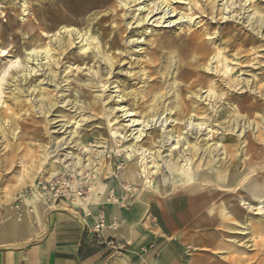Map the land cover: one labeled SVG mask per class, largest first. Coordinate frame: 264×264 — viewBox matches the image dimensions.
<instances>
[{
  "label": "bare ground",
  "instance_id": "obj_1",
  "mask_svg": "<svg viewBox=\"0 0 264 264\" xmlns=\"http://www.w3.org/2000/svg\"><path fill=\"white\" fill-rule=\"evenodd\" d=\"M66 1L69 0L50 4L54 9V18L49 21L45 16L36 14V10H32L25 1L22 11L25 13L23 20L27 21L26 27L29 30L38 28V31L32 34L24 51L22 50L25 58L21 64V75L12 74L5 78L7 69L0 75V102L3 92L1 86L5 82L9 87L13 86L7 95L12 103L24 106L26 101L29 102V108L40 114L43 124L36 129V138L43 144L38 155L30 156L28 174L48 175L49 183H44V188L53 186L54 183L61 186L57 184L53 194H46L34 184L29 196L32 210L17 213L18 205L5 208L4 223L9 225L22 219L24 224L33 214L41 221V214L55 207L56 198L63 190L64 202L70 205L71 210L75 213L82 211L81 215L76 216L81 222L89 223L90 217L94 216L99 218L93 226L94 231H98L100 226L113 229L117 226V220L121 223L124 219L118 209L128 203L125 199L127 193L135 194L136 188L132 187V182L140 181L144 186L136 195L144 209H152L154 204L144 201L145 194L147 199H152L151 193L169 199L172 195H167L168 190L174 194L178 187L180 192L182 189L196 191L199 186H206L205 192H199L200 197L206 193L212 194L207 198V210L202 213L203 219L219 226H222L221 217L226 221L243 224L249 229L242 230H246L244 234L257 235L255 245L264 244V164L261 172H255L256 165L261 166L264 162V107L251 98L253 93L264 98V91L254 84L253 71L245 69L243 77L232 79L227 69H224L226 57L220 56L223 52L228 54L232 49L231 55L240 58L239 54L244 50L243 46L235 44L239 38L237 32L224 37L225 47L221 53L208 49L207 42L201 38L199 22L195 21L197 17L193 18V15L199 13L201 16L205 12L213 15L217 10L215 2L208 5V0H74L71 4ZM236 1L224 0L219 14L223 16L234 11ZM242 1L244 6L247 0H239V6ZM250 1L248 5L253 13L247 16L245 23L253 33L260 34L264 39L260 32L264 27V5ZM142 3L143 6H140ZM118 6L126 10L130 6H138L134 9L135 12L139 11L136 18L133 14L127 17V21L124 20L127 11L124 10L122 14V22L136 28L130 31L133 36L138 27L152 25L153 22L155 25L165 23V26L175 25L177 29L186 27L190 31L187 42L182 41L184 44L181 46L171 44L173 39L170 30H167L151 40L144 38L142 42H134L140 36L138 35L130 40L132 43L128 40L126 43L122 36L124 30L117 24L121 19L116 22ZM186 7L190 13L186 12ZM155 15L158 17L151 20ZM216 15L210 16V19H214ZM32 20L36 21L34 26L31 25ZM206 23L209 28H215L212 22ZM205 34L210 40L208 42L216 41L220 36L218 33L210 36L212 33L208 31ZM245 40L244 38L242 41ZM168 42L175 53L168 56L169 62H165L167 70L162 71L159 66L154 78V71L142 63L147 61L161 64L163 52L158 43ZM151 43L153 47L148 49ZM72 45L75 46L74 53L71 52ZM247 49L249 50L248 47ZM145 51L147 59L142 61L141 53ZM247 55L248 52L245 53L246 59ZM17 56L19 55L15 58ZM28 63L30 68L27 67ZM213 63L216 68L220 64L216 72L221 70L219 74L223 79H219V74L212 81L205 78L206 74L202 69L208 66L211 69ZM124 64H128V67H124ZM67 69L69 72H66ZM113 69L117 71L113 72ZM40 70L43 72L38 74ZM167 72L172 75L171 80L166 78ZM214 76L215 74L211 77ZM20 84L27 85L23 88ZM107 84H112L111 92L115 93L113 96L105 94L104 89L99 91V88ZM136 84L139 86L136 87ZM77 86L80 90L75 93ZM240 88L244 89L243 95L237 93ZM202 89L205 90L202 92ZM58 91L61 92L57 94ZM223 95L227 102L233 99L237 103L229 119L218 123L221 135L218 137L210 134L212 130L209 129L208 138L203 143L197 138L192 140L188 135L189 131L196 134L209 128L210 123L205 122H211L212 118L207 117L208 114L216 115L217 119L230 112V106L215 107V103L220 102ZM197 100H207V103L214 105L208 111L209 106H203ZM59 103L63 108L69 106L68 111L56 108ZM89 120L103 128L95 139H91L93 133H89L84 127ZM120 121L127 123L122 124ZM125 129L129 130L128 136L131 135L132 139L122 142L128 137L121 134ZM239 129L240 132L237 133ZM228 133L236 134L237 148L232 147L229 137H226ZM170 139L173 141L170 144L173 148L177 144L179 147L186 144V148L181 150V156L171 152L161 156L159 149L153 150L154 145L161 148L164 141ZM219 140L220 145L217 146ZM123 153H133V158L117 174L113 164L118 155ZM185 154L189 158H184ZM196 154L200 156L199 160L192 163ZM157 157L162 161L160 167L155 163ZM180 157L184 158L182 163ZM107 159L110 161L107 162ZM163 169L165 172H162ZM92 172L96 173L92 176ZM157 172L160 176L156 179V190L150 185ZM102 175H109V181H102ZM82 176H88L91 181H80ZM84 185L87 194L81 196ZM219 188H227L229 191L221 198L222 202L214 200L221 193ZM106 203L113 205L108 214L101 209ZM217 206L220 207L219 211L215 209ZM242 206L244 209L254 210L255 215L260 217H246L247 213L241 209ZM111 218L115 222L111 220L109 224L107 221ZM208 237L212 238L211 235ZM222 237L226 241L221 248L222 253L233 254L238 250L236 241L244 236L236 239L233 232L226 228ZM250 245L245 244L247 248ZM237 260L240 264H252L247 257L239 256Z\"/></svg>",
  "mask_w": 264,
  "mask_h": 264
},
{
  "label": "rangeland",
  "instance_id": "obj_2",
  "mask_svg": "<svg viewBox=\"0 0 264 264\" xmlns=\"http://www.w3.org/2000/svg\"><path fill=\"white\" fill-rule=\"evenodd\" d=\"M25 1L27 3H29V6L31 7L32 10H36V14H38L40 16H45L47 18V21H49L50 19L54 18V9H53V7H51L50 4L54 1H60V0H0V75L2 74L4 69L5 70L7 69V72L5 73V78L7 76L12 75V74L14 76L15 75H21V71H20L21 70V64H23L22 62H23V59L25 58V54L22 53L24 51L23 48L26 45L27 40H29L32 37V34H34L35 32L38 31V28H34L33 30H29L28 27H26L27 21L23 20L25 13L22 11L23 10L22 5L25 4ZM210 1L211 0H208V3H210L208 5H211L213 2H215L217 13L215 12L213 15H211V14H207L205 12V13H203L204 15H201V16H199L200 15L199 13H196L193 15V18L197 17L195 21L199 22V26H200L199 29H200L201 35H202L201 38L203 39V41L207 42L206 43L207 48L218 50L221 53L222 49L225 47V44L223 42L224 37L237 32V35L239 36V38L236 39L235 44L239 47L243 46L245 51L243 50L239 54L240 58H236V57H233L231 55L232 49L230 51H228V54L223 52L222 55H220V56L226 57V63L224 64V69H227V71H228L227 73L232 77V79L237 78V76L243 77L246 74L243 71H246V70L253 71V73L255 74L254 84L264 91V39L261 37L260 34L257 35L255 33H253V31L250 30L249 27L247 26V24L245 23V21L247 20V16L252 15V13H253V10H251L250 5H248L250 0H247L245 2L244 6H242L244 2L243 1L241 2L240 6H242L243 8H240L239 0H237L235 2V6L233 8L234 11H232L231 13H228V14H223V16H221L219 14V8H221V6H223L222 3H224V0H212L211 2ZM66 2L71 4L74 2V0H69ZM148 2H150V0H148ZM250 2L251 3L256 2V3H259L261 5H264V0H251ZM182 5H185V4L182 3ZM140 6H143V3L140 4ZM136 7H138V6H134V7L130 6L129 7L130 9L126 10L125 8H121L120 6H118V9H117L118 13H117L116 22H119L121 19V21L117 24L120 25V28L122 30H124L122 32V36L126 40V43H128L127 40L130 41L131 39L138 37V35H140V36L138 37L137 41H134V42H142V40L144 38H146V40H149V39L151 40L153 37L157 36V34L161 35L164 31H167V30H170V35L173 39L172 40L173 42L171 44L181 46L185 42H187L188 33L190 31L187 30L186 27H184L183 29H177V27L175 25L172 27H167V26H165V23L162 25H160V24L155 25V23L153 22L152 25H144L141 28L138 27L137 30L134 31V36H133V34H130V31L134 30L136 28L134 27V25L127 26L125 24V22H122V14H123L124 10L127 11L126 16L124 17V20H126L127 17H129V16H133V14H134L133 17L136 18V14L139 12L138 10L136 12L134 11V9H136ZM185 9H186V12L190 13V11H188L187 7ZM215 14H217L216 17L214 19H210L211 18L210 16H215ZM154 17H158V15L153 16L151 18V20ZM128 20L129 19H127V21ZM207 21L215 24V26H214L215 28H209V26L206 23ZM35 24H36V21L32 20L31 25L34 26ZM114 30H116V28H114ZM207 31L209 33H212L210 36H214L218 33L220 35L219 39L216 41L208 42L210 40H209V38L206 37V34H205ZM244 31H248V33H244ZM260 32L264 36V27L261 28ZM203 33H204V35H203ZM41 35L44 37L43 34H41ZM127 36H128V38H127ZM244 38L246 39L245 42L242 41ZM182 41L184 43H182ZM130 43H132V42L130 41ZM171 44H170V42H168L167 44L158 43V45L161 46L160 48L163 52L162 56L165 57V58L162 57L163 62L161 64L159 62H154L152 64V63H148L147 61L142 63L143 66L148 67L149 69L151 68L150 70L154 71L153 72L154 78H156V76H157L156 71H157L159 66L162 67L161 68L162 71L167 70L165 62L166 61L169 62L170 55L173 56L175 53L173 50H171ZM152 45H153L152 43L150 45H148V49L152 48L153 47ZM71 47H72L71 52L74 53L75 52V46L72 45ZM247 47L249 48V50L247 49ZM234 48H233V50H234ZM246 50H248V51H246ZM17 51H19V54L17 53ZM246 52H248V55H247L248 58L247 59L245 58ZM145 53H146V51L141 53V59L140 60L145 61L147 59ZM16 55H19V56H17V58H15ZM247 62L250 64L249 65L246 64ZM121 65H123V63H121ZM219 65L220 64L217 65V68H219ZM27 67L30 68L29 63L27 64ZM124 67H128V64H124ZM213 68L214 69L216 68L215 63L212 64L211 69H209V66L202 69V71L206 74L205 78L206 79L209 78L211 81L213 79H217V74H219L221 72V70L216 72L217 68L215 70ZM213 70H214V72H213ZM116 71H117V69L116 70L113 69V72H116ZM41 72H43V71L40 70L38 72V74H41ZM66 72H69V69H67ZM167 73L168 74H167L166 78H168V80H171L172 75L169 72H167ZM213 74H215V76L211 77ZM219 76H220V74H219ZM40 78H42V77H40ZM77 78H79V77L77 76ZM221 78L222 77L220 76L219 79H221ZM44 82H45V79H44ZM130 83H132V81H130ZM223 84H224V82H223ZM24 85H27V84H20V86L23 88H24ZM62 85H63V83H62ZM138 86H139V84H136V87H138ZM225 87H226V85H225ZM1 88L3 89V92H2V96H1V102H0V214L5 212V208L13 207L14 205H16V206L18 205V208L16 209L17 213H21L22 210L28 211L30 209V211H31L32 210L31 209L32 203L29 200V196L33 192V185L35 184L39 188V190L42 191L43 193L53 194V192H55V190H56V185L59 183H54L53 186L49 185V187L44 188L43 184L49 183V180H47L48 175H29L28 174V170L30 167V160H31L30 156L38 155V153L40 152V149H41L40 146H41V144H43L41 141H39L36 138V129L41 128L43 126V124L40 121V114L36 113L35 111H32L29 108V102H27V101L25 102L24 106H15L12 103V99L10 97H7V95H8L9 89H13V86L9 87V85H7L5 82H3ZM103 89L105 90V94H108L109 96H113L115 94L114 92H111V90L113 89L112 84H110V85L107 84V85L103 86V88L102 87L99 88V91H101ZM79 90H80V88H79V86H77L75 88V93L79 92ZM204 90L205 89H202V92ZM235 90H237V89H235ZM60 92L61 91H58L57 94H59ZM243 92H244L243 88H240L239 90H237L238 94L243 95ZM203 95H205V93H203ZM224 97H225L224 95L221 96V101L218 103H215L216 104L215 107L218 105L230 106V109H229L230 112L221 116V117H218L217 119H216V115L213 116L210 114V116H209V114H208L207 117L212 118L211 122H208L209 120H206V122H205L206 124L210 123L209 128H206L205 130L202 129L200 132H196V134L194 133V131H189L188 135H190V138L192 140H193V138H197V140H199L200 143H203L208 138L207 131L209 129L212 130L210 132V134L213 133L214 135H217L218 137L221 135L222 130H221L220 126L218 125V123H221V122L223 123L224 120L229 119V117H230L229 115L231 113H233V111H234L233 109L237 103V101L233 100V99H231L230 101L227 102V100ZM251 98H252V100L256 99L255 102L258 103L261 107H264V98L260 97L257 94H254V93L251 95ZM109 100H111V98ZM207 102H208L207 100L206 101L197 100V103H200L206 107L209 106L208 111H210L211 107H212V105H214V103H207ZM56 108H61L64 111H68L69 106H66L65 108H63L62 105L59 103L56 105ZM252 111H254V110H252ZM200 119H203V118L200 117ZM120 122L122 124L127 123V121H120ZM56 124H53V126ZM47 127H49V129H50V125H47ZM84 127L89 131V133L90 132L93 133L91 136V139H95L97 137V135L99 134V132L103 130V128L99 125H96V122H94L93 120H89ZM133 127H135V126H133ZM56 128L57 127H55V129ZM50 130L53 133H55V131H53L52 128ZM236 132L239 133L240 129L237 130ZM121 134L122 135L126 134L128 136L129 130L128 131L126 129L122 130ZM226 137H229V141L231 142L232 147L237 148L236 146H237L238 141H237L236 134L228 133V135H226ZM131 139H132V137L130 135L127 137V139H123L122 142H124L125 140L130 141ZM111 142L113 143V140H111ZM171 142H173V141H171V139H170V141L165 140L164 143L162 144L161 148L154 145L153 150L159 149V155H161V156H163L165 154H169L170 152L173 155L178 154L179 156H181L182 155L181 150L186 148V144L184 143L183 146H181V147H179V144H177V147L173 148L170 145ZM218 145H220V140L217 143V146ZM99 146H105V144H99ZM66 150H68V149H66ZM198 153H199V151H198ZM201 154L202 153H200V155ZM199 157L196 154L193 158L194 160H192L191 162L196 163L199 160ZM132 158H133V153H130L128 155H125L124 153L118 155V157L115 160V163L113 164L114 172L118 174V171H120L124 167L125 163L129 162V160ZM184 158H189V156L187 154H185ZM184 158L180 157L181 163L184 161ZM155 160H156L155 163H157V165L160 167L162 165L161 158L157 157ZM189 160L187 162H190ZM109 161L110 160L107 159V162H109ZM263 164H264V162L261 163V166H260V164L256 165L255 172H257V171L261 172L263 170V167H262ZM162 172H165V170L163 169ZM86 173H89V172L86 171ZM95 173L96 172H92L91 175L93 176V174H95ZM158 174H159V172H157L153 175V178H152L153 184L150 185V187L152 189L157 190L156 179L158 178V176H160ZM108 176L109 175H107V176L102 175L101 180L104 182L109 181ZM200 176L203 177L205 175H200ZM76 178L79 179L80 177L76 176ZM51 180H53V179H51ZM83 180L91 181L90 179H88V176H82L80 181H83ZM63 184L65 185L64 181H63ZM59 186H61V184H59ZM132 187L136 188V191H135V194L127 193L128 195L125 197V199L128 201V203L123 205V207H125V208H129L130 207L129 204L133 205L130 201H135V198H137L138 193L140 192V190L144 186L140 181H138V182H132ZM48 188H51V189L48 190ZM206 188H207L206 186H199V190L201 193L205 192ZM179 190H180L179 187L176 188L174 190V193H178ZM81 191H82L81 196H84L87 194L85 185L81 188ZM219 191H221V193L216 195L214 200H219L220 202H222L223 200H221V198L225 197L229 193V191L227 188H219ZM151 195L153 197V195H155V194L151 193ZM144 198L147 199V194H145ZM64 199H65V195H64V192L62 190V194H60L56 198V203L54 205L55 207L50 208L49 211L50 210L68 211L72 215H75V216L80 215L79 213L82 214L81 210H79V212H76V213L73 212L71 210V208L69 207L70 205H68L66 202H64ZM136 200L138 201V198ZM251 203L253 204V202H251ZM239 204H242V203H239ZM215 209H217L219 211L220 207L217 206V207H215ZM241 209L247 213L246 217H248V218L260 217V215H255L254 210L244 209V206H242ZM47 211H44L43 214H41L42 220H44V214ZM217 214H219V213L217 212ZM33 217H36V216L33 214ZM221 218L223 219V221L220 222L222 224V226H219L218 224L213 225L214 231L216 232L215 234L217 237V238L216 237L213 238V240L221 243V248L226 243V241H224V238L222 237V232H224L226 228L230 229L233 232V235L236 237V239L244 236L241 240L236 241V243H235L236 247H238V250L233 254H227V255H232V256H228V258L233 259L232 260L233 263L232 262L231 263L232 264H240V262L237 260V257L242 256V257L249 258L250 262H252V264H264V246H263L264 244H256L255 245V241L258 240V238L256 237L257 235H254L252 233L244 234V232H246V230L245 231H242V230H244V229L249 230L247 228V226H244L243 224L241 225V224L234 222V221L233 222L232 221H226L224 217H221ZM33 219H34L33 221H36L37 223H40L42 221V220L39 221L37 217L33 218ZM245 220L247 221V219H245ZM246 221H243V223H245ZM140 225H141V227L144 228V230L146 232H148L150 234L151 233H157V231L160 230L159 226L158 227H152V226H149L147 224H144V226H143V224H140ZM88 228L89 227L86 226L87 231L93 232L95 236H97L99 234V232L102 230V227H99L98 231H94L95 228H93V227H90L89 229ZM113 240H114L113 238H109V239H106V241H104L103 243L111 246L112 249H116V245H115ZM241 243H243V244H241ZM246 243L249 245L250 244H252V245H250V247L247 248L245 246ZM183 247H185V246H183ZM143 248H146V250H148V249L149 250H155L156 246H155L154 242H149L146 247H142L140 249L142 250ZM186 250H188L190 252L192 251V249H190V248H186ZM214 253L222 254V251L219 250L218 252H214ZM238 254H240V255H238ZM141 257H142V255H141ZM154 258H157V256L155 254H154ZM200 261L201 262L199 264H203L202 260H200ZM140 263L146 264L143 259H141ZM189 263H190L189 255H187L185 257V260L184 261L182 260L180 264H189Z\"/></svg>",
  "mask_w": 264,
  "mask_h": 264
},
{
  "label": "crops",
  "instance_id": "obj_3",
  "mask_svg": "<svg viewBox=\"0 0 264 264\" xmlns=\"http://www.w3.org/2000/svg\"><path fill=\"white\" fill-rule=\"evenodd\" d=\"M168 192L172 195L169 199L160 195H153V201L144 198L145 202H154L152 209H144L137 198L130 201L133 205L129 204V208L120 206L122 222L117 220L113 229L100 226L97 236L86 229L98 221L94 216L84 223L68 211L50 210L40 223L33 221L36 217L32 216L24 224L20 219L6 225L3 212L0 264H141V259L146 264H180L187 255L189 264H199L200 260L203 264H232L233 259L228 258L232 255L214 253L221 250V243L213 240L214 224L203 219L212 193L200 197L199 189ZM112 208L106 203L101 209L108 214ZM111 220L107 222L111 224ZM140 224L159 226L160 230L150 234ZM109 238L114 239L116 249L103 243ZM149 242H154L155 250L140 249Z\"/></svg>",
  "mask_w": 264,
  "mask_h": 264
}]
</instances>
